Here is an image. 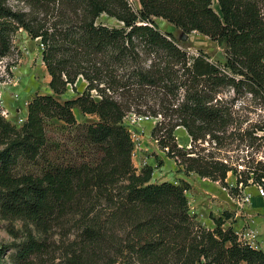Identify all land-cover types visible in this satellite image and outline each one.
Returning <instances> with one entry per match:
<instances>
[{
	"label": "trees",
	"instance_id": "1",
	"mask_svg": "<svg viewBox=\"0 0 264 264\" xmlns=\"http://www.w3.org/2000/svg\"><path fill=\"white\" fill-rule=\"evenodd\" d=\"M16 1L28 12L0 0V60L10 53L11 35L24 29L39 40L53 95H35L18 129L0 118L1 210L43 229L86 198L105 202V213L84 222L61 264H264V252L222 228L229 213L210 216L214 229H207L189 214L188 183L153 184L152 167L137 171L123 124L130 114L155 119L150 136L180 171L218 182L232 198L241 195L239 185L264 190V155L261 160L248 152L264 146V117L254 124L238 121L236 98L225 102L218 95L230 88L235 96L244 91L264 98V0H216L220 15L212 9L214 0H137L139 9L129 0ZM51 10L58 16L45 28L38 16ZM101 15L122 26L97 23ZM153 18L224 45V63L201 52L190 55ZM79 76L87 82L84 92L58 102L54 96ZM74 108L97 120L78 125ZM53 118L73 128L95 157L48 166L38 176L15 175L20 162L41 155L45 122ZM180 127L191 140L188 149L175 142ZM232 146L247 151L237 154L234 165L219 157ZM239 165L244 170L237 174ZM228 172L236 176L234 188L225 182ZM42 251L29 235L15 259L24 262Z\"/></svg>",
	"mask_w": 264,
	"mask_h": 264
},
{
	"label": "rangeland",
	"instance_id": "2",
	"mask_svg": "<svg viewBox=\"0 0 264 264\" xmlns=\"http://www.w3.org/2000/svg\"><path fill=\"white\" fill-rule=\"evenodd\" d=\"M5 1L13 11L28 12V8L16 0ZM215 1L212 2V9L220 15L219 7ZM129 3L134 9H139L137 0H129ZM52 13L54 17L51 15ZM61 14H63L62 11ZM56 16H58V12L56 13V10H51L48 14L44 13V11L41 12L38 17L41 25L44 24L46 28L49 27L52 21L56 20ZM153 20L161 32L171 33L177 41L178 46L186 50L190 55H196L201 52L212 62L224 63V45L217 44L198 33L185 34L162 19L153 18ZM97 23L107 27L118 28L122 26L121 23L106 15H101L97 19ZM183 36H186V38L183 39ZM41 52L39 40L31 39L28 33L20 28L11 35L10 53L0 60V118L17 129L23 124V122H20V119L24 118L25 113L27 114V105L35 95H53L49 88V74L41 60ZM86 86L87 82L79 76L73 86H68L62 95L54 97L60 103L75 99L84 92ZM91 94L94 95L95 93L91 92ZM218 95L225 102L236 98L233 107L234 110H237L236 116L238 117V121L239 119L246 120L248 123L254 124L264 117V98H261L260 95L252 96L242 91L241 94L235 96L233 90L230 88L222 90L221 94ZM133 108L136 109L135 106ZM138 109L144 110V108L140 107ZM73 114L78 125L89 124L97 120V118L81 114L76 108L73 109ZM155 122V119L147 120L139 118L137 120L134 116H129L124 119L123 124L129 131L135 133L137 137L136 145L140 146L141 143L145 142V138L155 142L150 135H147L149 131L151 132ZM245 127L246 124H243L242 129ZM45 133L47 144L39 158L31 162H20L14 171L15 175L31 174L38 176L48 166L57 164L80 165L82 162L85 164L87 160L95 157L96 153H94V150H87L85 145H81V141L74 129L67 127L58 119L53 118L45 122ZM258 135L261 134L259 133ZM174 136L177 145L180 144L185 149L190 148L191 140L183 128H176ZM156 145L158 147L156 153H149L152 160H154L151 183L160 184L168 182L174 185H180L181 182L188 183L190 187L185 192V196L188 200L189 212L190 215L200 222L199 220L202 218L201 213H206L209 206L213 207L208 202L209 199L213 201L215 200L214 198H217V195H225V192L215 185L216 183L219 185L218 182L200 178L194 173L185 174L183 171H180L175 161L166 156V150L160 149L157 143ZM206 146L207 143L204 144V147ZM198 148L196 146L195 152H198ZM234 148L235 146L231 147L233 151L227 149L226 154L223 151L219 157L222 159L226 158L227 162L234 165L233 162L237 154L242 156V154L245 155L247 153V151H242V149L237 153ZM248 152H251L252 156L262 160L261 156L264 155V146H261L258 150L250 149ZM159 162H161V165H158ZM141 169L136 168L137 171ZM237 170L238 174L244 170V167L239 165L237 166ZM226 177L225 182L227 186L233 188L237 186L236 176L232 172H228ZM254 186L257 187V185L248 187H252L256 191ZM238 188L241 191L244 189L241 185ZM239 197L241 195L234 199ZM97 201L93 198L84 199L78 209H73L59 221L50 223L43 229L22 218L12 217L4 213L0 208L1 264H61L65 253H67L72 242L76 239L84 222L95 215L102 216L105 213V202L101 200ZM210 216L213 218L211 213ZM209 219L211 220L210 217ZM208 229L212 230L214 227ZM29 235L42 243L43 251L40 254L32 255L27 261L18 262L15 259L17 246L25 242Z\"/></svg>",
	"mask_w": 264,
	"mask_h": 264
},
{
	"label": "crops",
	"instance_id": "3",
	"mask_svg": "<svg viewBox=\"0 0 264 264\" xmlns=\"http://www.w3.org/2000/svg\"><path fill=\"white\" fill-rule=\"evenodd\" d=\"M169 33V32H167ZM26 118V113L24 114ZM96 118L95 116H89ZM150 133V131H149ZM147 133L149 136L150 134ZM189 145V144H188ZM185 148L184 146H182ZM158 147L154 141H149L145 138V142L141 143L134 150V155L132 157V165L136 169H141L143 165L153 167L154 160L150 157L149 153H156ZM151 182V180H150ZM221 188L217 183L215 184ZM221 191L225 192V195L219 194L214 198L215 200H210L209 203L212 206L206 210V213H201V220L205 227L212 229L214 223L209 219L210 213L215 218L222 216L224 212L230 214L228 219H223L224 223L222 225L223 229L231 228L234 232H240L248 226L252 228L255 232V244L259 250L264 252V202L263 198L256 195V191L252 187H246L241 191V197L231 198L224 189ZM247 198V200H245ZM208 219H207V218Z\"/></svg>",
	"mask_w": 264,
	"mask_h": 264
},
{
	"label": "built area",
	"instance_id": "4",
	"mask_svg": "<svg viewBox=\"0 0 264 264\" xmlns=\"http://www.w3.org/2000/svg\"><path fill=\"white\" fill-rule=\"evenodd\" d=\"M40 46V48H41V45H39ZM129 116H134L137 120H138V118H147V117H138V116H135V115H133V114H130ZM128 116V117H129ZM127 118V117H126ZM125 118V119H126ZM26 118H23V119H20V122H24V120H25ZM147 119H151V118H147ZM124 121V120H123ZM129 131V130H128ZM129 133H130V137H131V140H132V142H133V144H134V149H133V152H132V156L131 157H133V155H134V150H135V148H136V140H137V137H136V135H135V133L134 132H131V131H129ZM156 142V141H155ZM164 150H166V149H164ZM132 159V158H131ZM144 167L146 166V165H143ZM255 187V186H254ZM256 188V195L258 196V197H260V198H263L264 197V190H263V188L261 187V186H257V187H255ZM245 200H247V198L245 199ZM189 214H190V212H189ZM190 216H192V215H190ZM234 232V231H233ZM234 234L236 235V237H237V239H238V242H242V243H244V244H246V245H248L249 247H251V248H253V249H255V250H259L258 248H257V246H256V244H255V238H256V235H255V232H254V230L252 229V228H250L249 226L247 227V228H244L242 231H240V232H234Z\"/></svg>",
	"mask_w": 264,
	"mask_h": 264
},
{
	"label": "water",
	"instance_id": "5",
	"mask_svg": "<svg viewBox=\"0 0 264 264\" xmlns=\"http://www.w3.org/2000/svg\"><path fill=\"white\" fill-rule=\"evenodd\" d=\"M216 14H218L217 12H216ZM219 15V14H218ZM186 38V36H183V39H185ZM178 146L179 147H182V146H180V144H178Z\"/></svg>",
	"mask_w": 264,
	"mask_h": 264
},
{
	"label": "bare ground",
	"instance_id": "6",
	"mask_svg": "<svg viewBox=\"0 0 264 264\" xmlns=\"http://www.w3.org/2000/svg\"><path fill=\"white\" fill-rule=\"evenodd\" d=\"M139 119V118H138ZM144 119H147V118H144ZM148 120V119H147Z\"/></svg>",
	"mask_w": 264,
	"mask_h": 264
}]
</instances>
